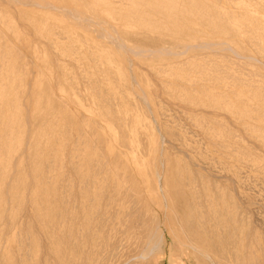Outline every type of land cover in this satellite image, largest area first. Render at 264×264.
<instances>
[{
	"label": "rangeland",
	"instance_id": "1",
	"mask_svg": "<svg viewBox=\"0 0 264 264\" xmlns=\"http://www.w3.org/2000/svg\"><path fill=\"white\" fill-rule=\"evenodd\" d=\"M33 1L42 4L41 0ZM45 1L99 17L103 28H112L126 43L148 50L178 47L182 41L198 44L218 39L222 36L218 31L227 30L222 38L227 37L231 46L241 54H232L231 50L225 51L218 47L209 50L198 48L194 49L198 51H184L181 56H155L135 62L136 66L132 70L137 74L136 78L141 86L148 91L150 111L138 101L134 92L136 87L133 85L129 89L130 85L119 70V62H108L103 58L112 45L97 38L95 32L77 27L63 13L19 4L15 11L17 20H14L8 36L14 45L23 48L21 53L24 57L20 59L22 62L54 60L62 64L66 72H75L72 65L76 63L83 64L82 69L78 70L82 74L92 73L95 64H102L101 69L95 73V78H103L96 90L83 78L78 84L80 94H71L65 89L58 90V97L47 102L50 107L47 109L46 122L35 124V129L44 135L39 151L41 158L45 159L51 153H55V158L60 157V150L70 132L78 127L74 122L73 112L61 109L60 98L70 104L76 101L80 105L77 109L105 139L104 152L115 155L114 159L119 161V174L133 175V178L142 183L145 191L152 189L151 192H156V186L160 187H157L160 191L166 185L164 191L172 190H169L170 194L164 192L170 195L167 198L174 199V203L168 199L172 205H180L184 201L187 205V199L188 204L190 201L196 204L193 191L189 189L185 190L192 193L185 190L180 193L185 195V199L188 197L186 200L183 196L175 195L176 193L174 195L178 198L172 195L180 181L190 180V189L197 185L200 188L205 186L201 188L204 189V194H201L208 200L203 203L207 204L206 207L211 200L208 207L212 212L211 218L221 217L232 222L235 220L236 223L240 222L237 225L244 230L246 256L244 260L239 259L237 262L232 258V264H264V15L256 14L253 3L245 5L244 0ZM14 14L7 4L0 5V16L4 22L7 23ZM247 25H252L253 29L250 30ZM0 28L6 31L8 23ZM26 45H32V49L24 51ZM47 48L52 51V55L55 53L48 58L49 61L33 58L34 54L42 53ZM132 57L136 58L134 55ZM194 59L199 61L195 62ZM67 78L71 79L69 76ZM39 81L40 77L35 76L31 78L30 84L37 86ZM14 97L15 92L10 91L8 100ZM103 112H110L114 116V122L101 116ZM13 113L12 107L3 105L4 119H8ZM1 132L3 129L0 127ZM155 143L164 148L161 158L164 159L162 177L165 178H160L157 182L159 184H152L151 176ZM81 148L75 143L72 145V152L78 154ZM87 148L89 156H80L75 160L80 165H85L82 167L83 175H89L96 182L95 188L88 192L96 196L104 192L100 190L101 184L106 180L113 181L115 171L112 165H107L102 170L103 173L99 175L98 171L92 176L86 166L96 160L105 163L107 159L103 156H99V159L95 157L94 144H88ZM4 163L5 157L0 155V183L9 181L5 175L7 169ZM22 163L23 158L18 161V164ZM68 175L65 173L61 177L57 173L55 177L58 184L61 182L57 189L58 196L62 193L67 196L69 192L68 185L71 181ZM14 179L24 180L25 172L21 171ZM39 188L49 190V184L37 176L36 186L30 194L37 195ZM85 190H81L83 194L87 193ZM23 192L24 188L16 186H10L6 190L13 199H17ZM182 204L181 206H185ZM2 207L0 203V209ZM153 208L158 210L157 205ZM208 210H205L206 217H210L207 215ZM237 247L236 252H240L239 244ZM184 263V258L166 235L162 259L155 264Z\"/></svg>",
	"mask_w": 264,
	"mask_h": 264
},
{
	"label": "bare ground",
	"instance_id": "2",
	"mask_svg": "<svg viewBox=\"0 0 264 264\" xmlns=\"http://www.w3.org/2000/svg\"><path fill=\"white\" fill-rule=\"evenodd\" d=\"M244 1L245 5L253 3L255 6L253 11L256 14L264 15V0ZM40 2L42 4L35 3L33 0H0V5L7 4L15 13L12 19H8L7 30L4 31L0 28V127L3 129V132L0 133V155L5 157L4 166L7 169L5 175L9 179L6 183H0V203L3 206L0 209V264H155L156 262L160 263L162 259L166 235L176 251L184 258V264H232V258L236 259V262L243 259L246 256L247 245H243L245 242L244 230L242 231L239 228L240 225H237L240 222L236 223L235 220L232 222L229 221L230 219L227 221L221 217L211 218L212 212L208 210L211 200L209 206L206 207L207 204L203 203L208 200L201 194L204 190L201 188H205V186L200 188L197 185L192 190L190 189V183H192L190 180L180 181L172 195L176 193L175 195L181 197L183 194L180 193L189 189V191H193L194 195H192L196 204L191 201L188 204V197L186 196V200L184 195L183 198L187 201V205L182 200L185 206H181V203L180 205L174 204L175 207L170 202L174 199L170 200L167 198L170 195L165 194L167 192L170 194L169 190H171L164 191L166 185L163 190L159 189L160 191L157 190L158 186L155 187L156 192H151L152 189L145 191L141 186L142 183L133 178V175L119 174L117 171L118 165H120L119 161L114 159L115 155H107L104 152L105 139L93 128L94 125L86 119L85 115L77 109L80 105L76 101H72L73 104H70L64 98H60L61 109L73 112L74 122L78 125L75 130L70 132L60 150V157L55 158V153H51L49 157L41 158L39 151L44 135L35 129V124L46 122L47 109L50 107L47 102L58 97L56 93L58 90L65 89L71 94H80L81 89L78 84L79 80L83 78L96 90L103 78H95V73L101 69L102 64H95L92 73L82 74L78 70L83 64H71L76 71L66 72L62 64L54 62L53 59V62L36 63L31 61L32 59L31 62L29 60L22 62L20 59L23 56L21 53L23 48L14 45L8 36L14 26V20L15 22L17 20L15 11L19 4L63 13L77 27L95 32L97 38L112 45L111 49L105 52L103 58L108 62H112V60L119 62V70L128 82L127 84L130 85L129 89L133 85L136 87L134 92L138 101L144 105L147 111H150L148 91L141 86L136 78L137 74L132 70L135 62L155 56L167 58L181 56L184 51L198 48H203V50L208 48L209 50V48L218 47L225 51L231 50L232 54H241L238 49L231 46L232 43L228 42L227 37L226 39L222 38L224 34H227V30H219L218 32L222 36H219L218 39L205 40L198 44L182 41L178 47L148 50L126 43L112 28H103L99 17L67 6H56L45 0ZM2 18L0 16L1 27L3 24H7ZM24 26L26 27V24ZM247 26L250 30L253 29L252 25ZM262 29L264 30V21ZM24 49V51L32 49V45H26ZM53 55L52 51L47 48L42 53L34 54L33 58L36 60L37 58L48 59ZM133 55L136 56L135 59L132 57ZM43 59L40 60L43 61ZM194 61L198 62L199 60L194 59ZM35 76L40 77L37 86L30 84L31 78ZM67 76L71 79L69 80ZM70 81L73 83H69ZM10 91L15 92V97L9 101ZM97 94L99 95V93ZM85 97L86 95H84V100ZM81 104L83 105L82 102ZM3 105L14 109V113L8 119L3 118ZM101 107L103 106L101 105ZM101 116L106 117L109 121L114 119L110 112H103ZM138 139L140 140V138ZM75 143L78 147H82L78 154L72 152V145ZM156 143L154 168L151 173L152 184L159 182L160 178H165V176L162 177L164 159L161 158L164 148H162L163 145L160 146ZM88 144H94L95 157L99 159V156H103L107 159L105 160L107 162L104 163L96 158L93 164L86 166L91 175L95 176L98 171H100V175L107 165H112V169L115 171L113 181L106 180L99 186L100 190L104 192L100 195L97 194L98 196L93 195L92 192L88 194L90 189L95 188L96 182L90 179L89 175H83L82 167L85 165H80L75 160L80 156H89ZM21 158H23V163L18 164ZM21 171L25 172V179L15 180L14 176ZM57 173L61 177L65 173L69 174L67 177L71 184L68 185L67 196L62 195L63 193L57 195V189L60 188L61 183L58 184L55 181ZM37 176L49 184V190L39 188L37 195H31L30 191L36 186ZM163 183L162 187L165 184ZM196 184L201 185V183ZM10 186L24 188V192L17 199H13L6 193ZM199 188L200 191H197ZM82 189H86L87 193L83 194ZM189 191L188 193H192ZM172 195L171 198H173ZM175 195L174 197H176ZM154 205H157L159 212L153 208ZM206 209L210 213L206 211L208 213L206 214L210 217L204 215ZM238 244L240 252H236Z\"/></svg>",
	"mask_w": 264,
	"mask_h": 264
}]
</instances>
